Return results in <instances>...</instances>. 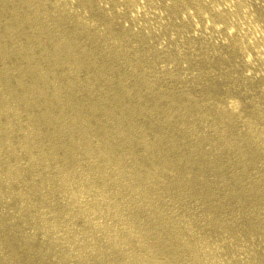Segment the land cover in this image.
Instances as JSON below:
<instances>
[{
    "label": "bare ground",
    "instance_id": "bare-ground-1",
    "mask_svg": "<svg viewBox=\"0 0 264 264\" xmlns=\"http://www.w3.org/2000/svg\"><path fill=\"white\" fill-rule=\"evenodd\" d=\"M0 264H264V0H0Z\"/></svg>",
    "mask_w": 264,
    "mask_h": 264
},
{
    "label": "rangeland",
    "instance_id": "rangeland-1",
    "mask_svg": "<svg viewBox=\"0 0 264 264\" xmlns=\"http://www.w3.org/2000/svg\"><path fill=\"white\" fill-rule=\"evenodd\" d=\"M232 171V170H231ZM252 206V205H251Z\"/></svg>",
    "mask_w": 264,
    "mask_h": 264
}]
</instances>
